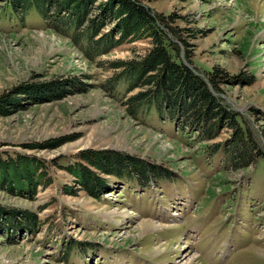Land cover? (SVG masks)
<instances>
[{
    "label": "rangeland",
    "instance_id": "obj_1",
    "mask_svg": "<svg viewBox=\"0 0 264 264\" xmlns=\"http://www.w3.org/2000/svg\"><path fill=\"white\" fill-rule=\"evenodd\" d=\"M2 5L0 95L12 102L1 107L0 157L41 160L47 184L32 194L0 189L3 208L35 217L32 226L0 225V264H264V0L147 2L182 30L189 66L201 75L218 67L229 78L215 94L262 151L239 169L225 152L230 129L201 142L154 106L128 111L137 89L113 87L110 63L143 55L148 40L89 60L34 11L22 22ZM26 86L38 91L18 93ZM86 148L158 172L137 181L101 173L110 188L94 197L67 170Z\"/></svg>",
    "mask_w": 264,
    "mask_h": 264
},
{
    "label": "trees",
    "instance_id": "obj_2",
    "mask_svg": "<svg viewBox=\"0 0 264 264\" xmlns=\"http://www.w3.org/2000/svg\"><path fill=\"white\" fill-rule=\"evenodd\" d=\"M149 1L0 0V3L10 19L22 22L34 11L50 30L67 37L89 60L124 43L148 40L149 47L143 55L110 63L111 68L118 70L110 79L113 87L123 81L128 92L137 89L126 99L128 111L135 114L143 105L154 106L157 115L165 114L169 120L182 121L201 142L214 139L222 128H228L231 137L225 152L229 162L235 169L248 167L261 157L262 151L248 132L243 131L236 114L226 109L215 94L219 84L229 78L218 67L201 75L189 66L185 53L188 45L181 37L182 30L173 27L171 16L150 8ZM74 84L79 85L77 81ZM31 87L26 86L18 93L36 94L38 90ZM11 102L10 95H0V113H5L1 107H8ZM217 146L213 143L211 148ZM77 157L79 161L67 170L80 188L94 197L110 188L103 174L115 180L135 178L137 181V178L146 179L149 170L158 172L144 161L109 149L86 148L79 150ZM43 166L42 161L33 156L0 157V189L34 193L37 186L47 184L43 181ZM9 221L32 226L35 217L26 210L6 209L0 205V225L5 226Z\"/></svg>",
    "mask_w": 264,
    "mask_h": 264
},
{
    "label": "bare ground",
    "instance_id": "obj_3",
    "mask_svg": "<svg viewBox=\"0 0 264 264\" xmlns=\"http://www.w3.org/2000/svg\"><path fill=\"white\" fill-rule=\"evenodd\" d=\"M141 226H142V230H145L146 228H144V227H145V226H148V227H149L150 225H149L148 223H144V224H142ZM148 227H147V228H148Z\"/></svg>",
    "mask_w": 264,
    "mask_h": 264
}]
</instances>
